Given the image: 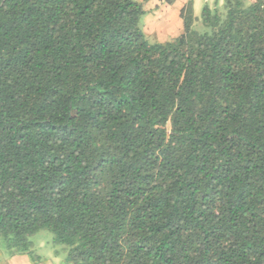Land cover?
<instances>
[{
    "label": "trees",
    "instance_id": "obj_1",
    "mask_svg": "<svg viewBox=\"0 0 264 264\" xmlns=\"http://www.w3.org/2000/svg\"><path fill=\"white\" fill-rule=\"evenodd\" d=\"M146 15L139 0H0L11 256L35 259L50 231L66 264H264V0L200 18L189 0L165 42Z\"/></svg>",
    "mask_w": 264,
    "mask_h": 264
},
{
    "label": "rangeland",
    "instance_id": "obj_2",
    "mask_svg": "<svg viewBox=\"0 0 264 264\" xmlns=\"http://www.w3.org/2000/svg\"><path fill=\"white\" fill-rule=\"evenodd\" d=\"M169 0H145L144 5L147 15L142 20V26L147 40L150 43L169 41L183 32V21L180 15L176 20L172 19L174 13V3L169 5ZM211 8H220L222 10L225 0H213ZM195 4V16L201 17L202 10L205 7L200 0L193 2ZM197 30H202L199 22L195 23ZM53 234L50 231H41L33 237L34 255L33 259L24 256H11L3 248H0V264H29V259L33 264H62L66 263L67 253L62 246L54 243ZM19 257L15 262L14 258ZM23 257V258H22Z\"/></svg>",
    "mask_w": 264,
    "mask_h": 264
},
{
    "label": "crops",
    "instance_id": "obj_3",
    "mask_svg": "<svg viewBox=\"0 0 264 264\" xmlns=\"http://www.w3.org/2000/svg\"><path fill=\"white\" fill-rule=\"evenodd\" d=\"M140 2L144 3L145 0H139ZM189 0H175V8H174V13L172 14V19L176 20L177 15H180V12L182 10V8L188 3ZM201 3L205 6V5H209L210 7L213 6L212 1L213 0H200ZM249 2H253L256 0H247ZM194 3H196V0H193ZM194 15H195V4H194ZM196 17V16H195ZM19 257H15L14 258V262L18 259ZM23 258V257H22ZM29 264H33L30 259H29ZM49 264H53L51 262H49ZM62 264H66V263H62Z\"/></svg>",
    "mask_w": 264,
    "mask_h": 264
}]
</instances>
